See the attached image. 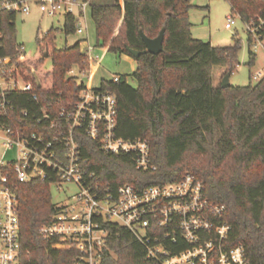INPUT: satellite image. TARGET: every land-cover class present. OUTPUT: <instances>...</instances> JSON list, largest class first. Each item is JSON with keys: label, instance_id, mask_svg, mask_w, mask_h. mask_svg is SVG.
<instances>
[{"label": "trees", "instance_id": "trees-1", "mask_svg": "<svg viewBox=\"0 0 264 264\" xmlns=\"http://www.w3.org/2000/svg\"><path fill=\"white\" fill-rule=\"evenodd\" d=\"M98 43L113 53L129 48L144 50L139 34L156 37L165 27L163 49L135 58L132 86L126 75L119 80H102L101 88L115 93L118 101V135L142 137L151 145V165L139 169L129 154L106 153L96 141L76 131L81 152L90 158L94 170L112 190L129 183L137 188L177 181L193 172L204 183L208 198L226 206L231 224L225 248L244 244L250 264H264V78L255 85L217 87L213 66L232 73L238 63L239 42L215 47L210 41L193 37L189 10L191 0H90ZM243 22L264 16V0H230ZM15 11L0 12V56H9L29 91L13 90L9 98L14 109L0 118L8 126L29 123L38 129L37 119L45 108L52 117L62 105L74 104L83 83L78 84L70 69L88 70L87 54L80 38L68 44L67 36L77 33V16L65 14L66 43L56 46L59 29L38 32L39 54L21 50L16 38ZM250 64L254 63L251 53ZM46 57L52 66L44 68ZM37 95V100L33 98ZM27 110L29 115L24 116ZM49 121L44 120L42 124ZM15 179V177H14ZM20 217L21 254L17 264H78L79 250L60 248L47 240L40 227L51 223L60 204L54 203L50 181L34 179L16 182ZM108 234L99 251V264H162L150 258L147 248L122 225L104 222ZM187 244L173 245V250ZM83 264H88L84 262Z\"/></svg>", "mask_w": 264, "mask_h": 264}, {"label": "built area", "instance_id": "built-area-1", "mask_svg": "<svg viewBox=\"0 0 264 264\" xmlns=\"http://www.w3.org/2000/svg\"><path fill=\"white\" fill-rule=\"evenodd\" d=\"M30 1L33 0H0V12L12 10L27 14L31 10ZM36 1L50 15L75 14L77 33L84 31L81 18L86 21L90 0ZM237 16L241 17L237 11L229 14L227 28L236 24ZM244 23L250 43L255 42V48L264 50V16L257 15ZM84 40L82 51L91 66L92 47L84 44ZM20 48L25 51L23 44ZM89 70H80L79 66L69 70L78 84L83 83L77 100L74 104L62 105L55 117L41 108L43 116L37 119L38 129L31 128L29 123L8 126L0 120L5 148L18 147L17 159L9 162L0 159V264H17L19 260L21 229L14 188L16 182L34 179L50 181L59 190L67 183L77 186L70 200L58 203L60 207L53 220L41 226L40 231L47 240L57 238L53 244L57 247L79 250L78 264H99V251L108 234L101 226L104 222L131 229L146 245L148 257L159 258L162 264H250L243 243L225 248L231 229L226 220V206L208 198L203 181L193 172L171 183L143 188L124 183L112 190L109 183H104L89 169L90 158L82 154L76 131L98 142L106 153L131 155L139 169L155 168L151 165L148 139H127L117 134V96L100 86L92 87L90 74L86 82L82 77L91 73ZM252 77L259 81L264 78V71L261 69ZM119 78L116 75L113 80ZM32 89L33 83L25 81L12 58L0 56V118L9 117L14 109L9 98L13 90L30 92ZM33 98L38 99L37 95ZM23 114L27 117L29 112L24 110ZM44 120L49 122L42 124ZM182 242L187 244L186 248L176 251L171 248Z\"/></svg>", "mask_w": 264, "mask_h": 264}, {"label": "rangeland", "instance_id": "rangeland-1", "mask_svg": "<svg viewBox=\"0 0 264 264\" xmlns=\"http://www.w3.org/2000/svg\"><path fill=\"white\" fill-rule=\"evenodd\" d=\"M31 10L25 14L17 13L16 17V38L19 44H23L25 51L32 55L39 54V46L37 44L38 32H45L53 27L59 29L56 33V46L62 48L66 43V37L63 31L65 24V13H57L50 15L43 12L40 3L36 0L29 2ZM193 6L189 10L190 20L192 22L191 33L193 37L210 41L215 47L230 46L239 42L238 63L234 66V70L230 75V84L232 86L255 85L256 80L253 79L255 72L264 71V50L259 47L255 48V42L249 41V32H247L245 23L240 16L236 17V24L232 28H227L226 23L229 14H232V6L230 0H191ZM82 19L84 31L80 34L75 33L67 36L68 44H73L80 38L85 39L84 44L92 47L90 51L93 58L90 70L91 73L84 75L82 78L88 82L90 74V84L94 88L101 86L102 80H113L116 75H126L128 82L132 86H137V81L132 77L136 68V60L127 53H113L108 46L98 43L96 36L95 22L91 18L90 7L86 10V21ZM85 26H87L85 28ZM251 53L255 60L250 64ZM51 58L46 57L44 68H51ZM76 67V66H75ZM227 73V67L222 65L213 66L212 80L213 85L220 87L224 76ZM22 85V80H19ZM4 131L0 130V159L6 162L14 161L18 157V147L6 149L4 146ZM77 186L72 183L63 185V189L59 190L56 185H51V193H53L54 203H65L71 199V196L77 192Z\"/></svg>", "mask_w": 264, "mask_h": 264}, {"label": "water", "instance_id": "water-1", "mask_svg": "<svg viewBox=\"0 0 264 264\" xmlns=\"http://www.w3.org/2000/svg\"><path fill=\"white\" fill-rule=\"evenodd\" d=\"M165 27H163L160 32L158 33L159 35H157L156 37H148L147 35H145V33L143 32L142 29H140L139 34L141 35L144 43H145V49L144 50H137L134 48H129L128 52L130 53V55L134 58L139 57L140 55H142L143 53H147V52H153V53H160L163 49V41L165 38ZM230 73H226V75L224 76L222 82H221V86L226 88L231 86L230 84Z\"/></svg>", "mask_w": 264, "mask_h": 264}, {"label": "crops", "instance_id": "crops-1", "mask_svg": "<svg viewBox=\"0 0 264 264\" xmlns=\"http://www.w3.org/2000/svg\"><path fill=\"white\" fill-rule=\"evenodd\" d=\"M131 56V55H130ZM132 57V56H131ZM133 58V57H132ZM135 59V58H134Z\"/></svg>", "mask_w": 264, "mask_h": 264}]
</instances>
